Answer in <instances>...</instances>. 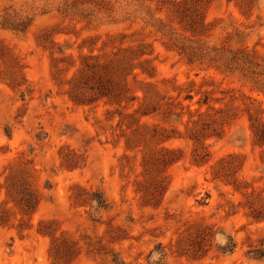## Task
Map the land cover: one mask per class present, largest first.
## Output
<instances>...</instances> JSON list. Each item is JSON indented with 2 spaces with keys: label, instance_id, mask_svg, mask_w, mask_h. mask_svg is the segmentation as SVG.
<instances>
[{
  "label": "rangeland",
  "instance_id": "374dc122",
  "mask_svg": "<svg viewBox=\"0 0 264 264\" xmlns=\"http://www.w3.org/2000/svg\"><path fill=\"white\" fill-rule=\"evenodd\" d=\"M124 53L145 101L70 94ZM259 122L264 0H0V264H264Z\"/></svg>",
  "mask_w": 264,
  "mask_h": 264
},
{
  "label": "trees",
  "instance_id": "16d2710c",
  "mask_svg": "<svg viewBox=\"0 0 264 264\" xmlns=\"http://www.w3.org/2000/svg\"><path fill=\"white\" fill-rule=\"evenodd\" d=\"M139 59L138 55L134 53H124L121 56L116 54L113 59H110L104 63H99V61L92 66L85 65L76 71V74L69 81L70 84V94H73L75 90H79L81 87L85 86L89 88L92 84L94 90L93 99L97 101H103L105 105L118 106L122 109L131 108L134 102H139L141 99L145 101L146 95L143 93V97L139 98L132 94V87L128 81L131 77L133 80L136 79L138 74L136 69L141 68L143 62L137 61ZM137 61V62H136ZM60 72V71H59ZM143 73V71H141ZM137 83V81L135 80ZM140 85H146L144 82H140ZM70 95V100L76 102L75 98ZM124 103V106H122ZM200 105V104H199ZM157 105H147L140 103L137 108L132 111V113L120 114L124 117L128 126L132 123H137L138 129L144 127L143 124H139L142 118L150 117L155 112ZM222 123H220L221 127ZM253 128V138L255 145L264 146V123L259 122L256 125H252ZM216 134V133H214ZM214 134L208 135V137L214 136ZM216 136V135H215ZM196 144L194 149L193 161L195 165H203L204 161V145L199 141L198 137H193ZM165 154H174V151L168 149H162ZM166 162H172L174 159H164ZM30 196V192H28ZM26 211L32 207L31 201H26ZM28 212V211H27ZM4 220V215H0V224Z\"/></svg>",
  "mask_w": 264,
  "mask_h": 264
},
{
  "label": "clouds",
  "instance_id": "9594fccd",
  "mask_svg": "<svg viewBox=\"0 0 264 264\" xmlns=\"http://www.w3.org/2000/svg\"><path fill=\"white\" fill-rule=\"evenodd\" d=\"M217 240L221 243V244H223L225 241H223V240H221L219 237H217Z\"/></svg>",
  "mask_w": 264,
  "mask_h": 264
}]
</instances>
